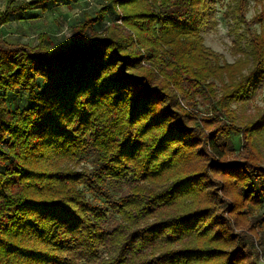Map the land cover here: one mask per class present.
Returning a JSON list of instances; mask_svg holds the SVG:
<instances>
[{"label": "trees", "instance_id": "obj_1", "mask_svg": "<svg viewBox=\"0 0 264 264\" xmlns=\"http://www.w3.org/2000/svg\"><path fill=\"white\" fill-rule=\"evenodd\" d=\"M217 1L104 0L57 49L0 36V264H260L264 107H236L264 89V11L248 59L219 64ZM49 2L6 0L0 27Z\"/></svg>", "mask_w": 264, "mask_h": 264}, {"label": "rangeland", "instance_id": "obj_2", "mask_svg": "<svg viewBox=\"0 0 264 264\" xmlns=\"http://www.w3.org/2000/svg\"><path fill=\"white\" fill-rule=\"evenodd\" d=\"M103 2L104 0H55V3L49 2L45 11L40 9L27 11L22 15L21 19L16 15L12 16L9 23L0 27V36L9 43L35 45L38 34L46 32L50 36L53 48L57 49L71 44L72 27L82 19L85 12L93 14ZM235 3L236 0L217 1L215 26L202 33L204 45L217 54L220 61L219 64H232L238 59L247 60L246 52L249 51V33L255 34L260 32L262 28L260 21L254 23H251V21L259 17L264 11V0H248L245 2L243 18L240 22H236L229 17L230 14H227ZM5 4L6 0H0V10L4 9ZM117 14V12L109 10L104 21L94 25L95 28L102 30L110 21L117 18ZM215 83L217 88H220V84L216 81ZM7 101L11 108L15 105L23 107L27 104V94L25 92L18 94L8 93ZM263 107L264 89L250 103L236 107V110L239 108V115L246 118H254ZM197 108L200 115H209L204 113L208 108V104L204 101L200 102ZM232 140L234 149L228 158H240L244 155L243 152H248L241 145L239 136L233 135ZM111 192L115 197L119 194L115 188H111ZM87 197L90 198L89 195ZM259 250L258 262L264 264V251L263 249Z\"/></svg>", "mask_w": 264, "mask_h": 264}]
</instances>
